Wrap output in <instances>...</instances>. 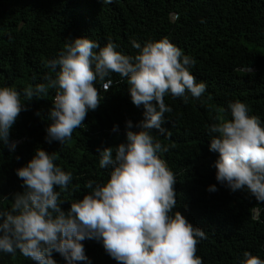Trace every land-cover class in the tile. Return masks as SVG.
<instances>
[{
    "label": "trees",
    "instance_id": "1",
    "mask_svg": "<svg viewBox=\"0 0 264 264\" xmlns=\"http://www.w3.org/2000/svg\"><path fill=\"white\" fill-rule=\"evenodd\" d=\"M83 37L101 47L111 40L130 56L139 51L132 47L133 40L143 46L167 37L194 59L190 71L197 83L206 84V91L199 99L187 93V102L166 95L165 104L172 109L162 124L167 131L152 132L168 147L158 155L177 179V203L171 214L180 211L205 232L196 253L203 264H242L245 251L264 259V204L246 190L232 192L217 181L219 154L209 150L208 134L218 114L231 119L228 106L236 100L244 102L249 115L259 117L264 126V0H0V86L14 87L28 104L10 129V144L22 141L14 151L0 142V210H10L14 194L24 191L16 170L26 166L38 148L54 153L55 164L72 174L66 189H56L67 211L91 191L86 187L89 182L95 186L110 179L113 169L100 167L97 150L113 147L115 155V147L127 142L129 120L139 131L135 125L144 119V108L132 103L127 80L111 73L107 92L97 81L101 103L88 111L72 137L63 145L47 142L56 89L31 101L24 90L47 84L48 76L55 78L48 62L58 59L66 44ZM212 185L218 190L209 191ZM82 243L88 259L76 264H118L102 241ZM53 259L67 264L57 252ZM0 264L37 262L17 250L14 255L0 252Z\"/></svg>",
    "mask_w": 264,
    "mask_h": 264
},
{
    "label": "clouds",
    "instance_id": "2",
    "mask_svg": "<svg viewBox=\"0 0 264 264\" xmlns=\"http://www.w3.org/2000/svg\"><path fill=\"white\" fill-rule=\"evenodd\" d=\"M131 43L139 50L135 56L121 53L111 40L101 47L90 38H77L65 45L58 59L48 62L55 78L48 76L47 84L25 88L27 101L56 89L48 115V143L63 145L84 124L88 111L101 103L97 81L107 92L111 73L127 80L132 103L143 106L144 119L135 125L139 131L133 130L131 120L126 122L127 142L115 147V155L113 147L97 150L100 167L113 169L110 179L102 185L89 182L86 187L91 191L67 211L56 189H66L72 174L55 164L54 153L38 148L27 165L16 170L24 191L14 194L10 210H0V252L14 255L19 250L37 264H56L53 252H57L67 264H76L88 259L82 242L95 239L118 264H203L196 253L205 232L180 211L171 214L177 203V179L158 155L168 147L152 132L167 131L162 124L172 109L165 104L166 95L187 102V93L199 99L207 86L197 83L190 71L194 59L167 37L143 46ZM228 107L231 119L218 114L208 127L209 150L219 154L216 179L232 192L246 190L264 204V126L259 117L249 115L244 102L236 100ZM27 109L19 91L0 86V142L10 150L16 146L10 144V129ZM217 190L215 185L209 188ZM244 257L242 264H264L249 251Z\"/></svg>",
    "mask_w": 264,
    "mask_h": 264
},
{
    "label": "built area",
    "instance_id": "3",
    "mask_svg": "<svg viewBox=\"0 0 264 264\" xmlns=\"http://www.w3.org/2000/svg\"><path fill=\"white\" fill-rule=\"evenodd\" d=\"M12 142H13L15 145H17V144H19V143L21 142V140H16V139H14Z\"/></svg>",
    "mask_w": 264,
    "mask_h": 264
}]
</instances>
